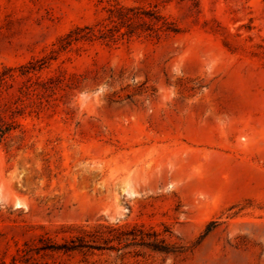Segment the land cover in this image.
<instances>
[{
    "label": "rangeland",
    "instance_id": "374dc122",
    "mask_svg": "<svg viewBox=\"0 0 264 264\" xmlns=\"http://www.w3.org/2000/svg\"><path fill=\"white\" fill-rule=\"evenodd\" d=\"M0 264H264V0H0Z\"/></svg>",
    "mask_w": 264,
    "mask_h": 264
},
{
    "label": "trees",
    "instance_id": "16d2710c",
    "mask_svg": "<svg viewBox=\"0 0 264 264\" xmlns=\"http://www.w3.org/2000/svg\"><path fill=\"white\" fill-rule=\"evenodd\" d=\"M120 231L117 228H111L104 225L96 226L91 230H86L78 235L72 236L65 239L63 243H55L50 237H43L41 241H52L53 243L41 245L38 247V251H82V250H92L104 248L99 242L107 241L109 239V234ZM143 240V239H142ZM144 242V241H143Z\"/></svg>",
    "mask_w": 264,
    "mask_h": 264
}]
</instances>
